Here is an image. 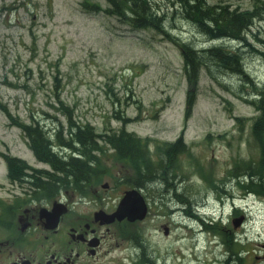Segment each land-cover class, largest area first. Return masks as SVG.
<instances>
[{
  "label": "rangeland",
  "instance_id": "obj_1",
  "mask_svg": "<svg viewBox=\"0 0 264 264\" xmlns=\"http://www.w3.org/2000/svg\"><path fill=\"white\" fill-rule=\"evenodd\" d=\"M82 1L98 4L102 9L109 5L107 0H0V152L19 156L35 167H47L35 159L20 128L12 125L2 107L20 120L33 118L48 128L58 121L65 127L66 118L57 107V95L72 108L74 122L88 123L96 132L123 126L150 140L172 138L184 127L186 142L199 140L210 132L212 135L205 142L188 144L198 161L214 163L215 172L221 177L234 153L245 160L251 156L257 158L251 132L258 129L264 136V125H255L256 118L264 111L263 105L257 104L259 97L264 98V53L257 50L264 46V17L254 21L247 43L238 44L211 41L191 23L170 15L168 25L174 24L171 31L184 40L196 46L223 44L240 52L243 58L246 71L235 74L216 68L202 69L196 82L190 84L183 69L181 50L165 34L150 28H133L104 11H84L80 6ZM156 1L162 10L170 3ZM210 1L249 9L254 5V0ZM257 3L260 5L261 0ZM190 92L193 103L188 107ZM116 111L127 120L122 122L115 117ZM222 132L227 133V144L223 137L216 136ZM104 148V154L95 151L92 154L100 156V165L114 170L121 164L109 156L115 155L113 151ZM182 160L186 163V159ZM93 162L98 163L94 159ZM191 170L196 172L197 168L191 166ZM123 173H126L124 168L120 174ZM186 174L190 183L199 185L203 181L196 174ZM105 180L113 186L110 176L102 177L101 182ZM255 183L257 190L252 191L259 200L247 203V208H253L250 221L253 227L264 230V180ZM16 185L21 187L7 176L0 155V207L7 208L11 202L22 203L21 197H14L21 192ZM85 190L88 192V187ZM192 193L196 197L190 196L191 199L209 194H202L197 188H192L189 194ZM218 193L214 195L217 197ZM91 194L90 191L84 196ZM112 196H118V191L110 190L106 197L109 204L113 202ZM80 202L76 208L89 213L99 208L96 205H102L90 199ZM160 205L155 203L148 218L140 223L124 226L116 220L99 225L96 232L99 244L94 254L76 248L80 250L81 262L134 264L139 252L146 249V259L154 258L156 264H188V259L189 264H220L225 246L208 244L203 233L195 244L192 232L177 221L178 216L169 214ZM50 243L48 239L43 244ZM242 248L250 250L243 252L244 264H264V235Z\"/></svg>",
  "mask_w": 264,
  "mask_h": 264
},
{
  "label": "trees",
  "instance_id": "obj_2",
  "mask_svg": "<svg viewBox=\"0 0 264 264\" xmlns=\"http://www.w3.org/2000/svg\"><path fill=\"white\" fill-rule=\"evenodd\" d=\"M154 1L156 0H107L109 3L107 12L124 19L126 23L136 28H151L163 33L177 44L183 55L184 70L190 84L196 82L202 69L216 68L235 74L243 72V58L240 52L223 44L196 46L171 32L168 22L172 15L173 18L191 23L199 34L211 41L219 40L226 43L235 40L246 44L254 21L264 17V10L261 9L262 0L260 5L254 0L251 9L232 7L230 5L232 3H216L210 0H169L168 8L164 10L159 9L157 1ZM83 5L92 9L99 7L89 2ZM169 26L174 24L170 23ZM257 50L264 53V46H260ZM55 97L57 107L66 118L65 127L58 121L53 128H48L34 119L30 122H22L9 114L4 106L2 107L12 123L22 129L37 160L47 163L52 169L51 172L32 169L20 158L5 155L11 179H28L36 191L52 196L58 188L67 185L71 180L83 184L96 177L97 174L93 173L90 167V160L92 162L93 159L97 160L99 164L100 156L92 153L95 151L99 155L104 154L106 152L104 146L115 153L117 164L120 163L122 167L130 164L133 167L138 179L136 183L141 186L145 182L144 177L147 179L146 182L164 184L167 173L170 172L169 168L178 165V154L185 150L181 138L166 148V152L162 154L165 161L157 169L151 164L145 139L127 131L123 126L113 131L96 132L88 123L74 122L72 108L58 99L57 95ZM187 97L189 107L193 103V94L190 92ZM259 98L257 104H262L264 109V98ZM118 113L119 111H116L115 117L125 122L127 118H123L122 114ZM255 125L257 127L264 125V111L256 118ZM257 130L253 131V135L260 142L263 136ZM158 176L161 178L157 179Z\"/></svg>",
  "mask_w": 264,
  "mask_h": 264
},
{
  "label": "flooded vegetation",
  "instance_id": "obj_3",
  "mask_svg": "<svg viewBox=\"0 0 264 264\" xmlns=\"http://www.w3.org/2000/svg\"><path fill=\"white\" fill-rule=\"evenodd\" d=\"M211 151L214 152L213 149ZM190 156L194 157L192 150ZM210 164L212 163L210 162ZM193 168H195V162ZM211 168L213 166H210L208 171H211ZM158 178L161 177L158 176ZM143 179L145 180L143 188L150 186L152 189L163 191V193L170 192L169 199L174 200L176 208L184 214L190 215L195 209L193 205L191 207L190 197L179 192L180 182H176L169 175L166 176L164 184L146 182L145 177ZM22 189L25 190V188ZM92 190L95 192L97 188L93 187ZM63 191L52 200L49 195L41 193L42 199L31 195L29 198L24 197V203L17 207L0 208V217L3 218L0 221V224L3 225L0 231V264H83L79 256L80 250H77V247L84 248L83 250L88 251L89 255L94 254L97 243L99 244V237L96 236L97 228L99 225H106L100 211L105 213L114 211L116 200L113 204H109L108 201L99 198L101 195H97L95 198L98 199L93 202L102 205L93 204L99 208H94L89 213L83 208H76L82 200L78 188L67 187ZM146 194L148 195V193ZM54 202L64 204L65 208H62L64 211L59 215V222L53 227L51 205L53 206ZM180 203L182 206H179ZM231 213L230 224H227L224 230L228 231L232 238V230L235 231L232 222L237 216L234 215V210ZM50 216L51 219H49ZM48 239H51V243L43 244ZM223 239H227V237L224 236Z\"/></svg>",
  "mask_w": 264,
  "mask_h": 264
},
{
  "label": "water",
  "instance_id": "obj_4",
  "mask_svg": "<svg viewBox=\"0 0 264 264\" xmlns=\"http://www.w3.org/2000/svg\"><path fill=\"white\" fill-rule=\"evenodd\" d=\"M52 212L53 215H58L60 213V209L54 208ZM146 213L145 204L143 198L136 190L127 191L126 194L122 197L119 202L118 208L111 213L108 221L117 217L118 219H122L127 217L129 220L141 219L144 217Z\"/></svg>",
  "mask_w": 264,
  "mask_h": 264
},
{
  "label": "bare ground",
  "instance_id": "obj_5",
  "mask_svg": "<svg viewBox=\"0 0 264 264\" xmlns=\"http://www.w3.org/2000/svg\"><path fill=\"white\" fill-rule=\"evenodd\" d=\"M167 1V0H166ZM253 22V21H252ZM219 41V40H218ZM219 43V42H218ZM228 43V42H227ZM47 166V165H46ZM159 171V170H158ZM152 174V173H151ZM88 178V177H87ZM158 188V187H157ZM43 193V192H42ZM43 194H45V193H43ZM47 195V194H46ZM48 196V195H47ZM50 196V195H49ZM53 196H50V198H51V200L53 199L52 198ZM182 209V208H181ZM23 234V233H22ZM98 241V240H97Z\"/></svg>",
  "mask_w": 264,
  "mask_h": 264
}]
</instances>
